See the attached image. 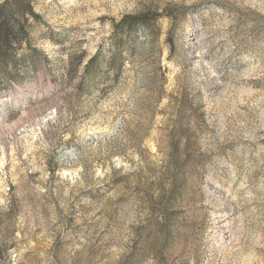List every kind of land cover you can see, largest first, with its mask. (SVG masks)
Instances as JSON below:
<instances>
[{
  "label": "rangeland",
  "instance_id": "374dc122",
  "mask_svg": "<svg viewBox=\"0 0 264 264\" xmlns=\"http://www.w3.org/2000/svg\"><path fill=\"white\" fill-rule=\"evenodd\" d=\"M30 2L0 264H264V0Z\"/></svg>",
  "mask_w": 264,
  "mask_h": 264
},
{
  "label": "trees",
  "instance_id": "16d2710c",
  "mask_svg": "<svg viewBox=\"0 0 264 264\" xmlns=\"http://www.w3.org/2000/svg\"><path fill=\"white\" fill-rule=\"evenodd\" d=\"M37 16L30 0H5L0 3V70L17 63L16 52L19 49L23 52V61H27L33 52L29 19Z\"/></svg>",
  "mask_w": 264,
  "mask_h": 264
}]
</instances>
